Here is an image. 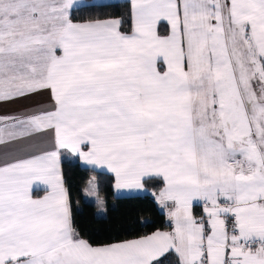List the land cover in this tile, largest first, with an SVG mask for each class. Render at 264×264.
<instances>
[{
    "label": "snow or ice",
    "instance_id": "1",
    "mask_svg": "<svg viewBox=\"0 0 264 264\" xmlns=\"http://www.w3.org/2000/svg\"><path fill=\"white\" fill-rule=\"evenodd\" d=\"M8 144L0 264H264V0H0ZM66 163L159 182L164 230L85 238Z\"/></svg>",
    "mask_w": 264,
    "mask_h": 264
},
{
    "label": "trees",
    "instance_id": "2",
    "mask_svg": "<svg viewBox=\"0 0 264 264\" xmlns=\"http://www.w3.org/2000/svg\"><path fill=\"white\" fill-rule=\"evenodd\" d=\"M64 171L72 191L76 223L85 238L93 243L110 239H132L157 229L164 230L166 216L160 211L151 194L115 197L110 175L81 167L79 164L69 167L66 163ZM90 177L96 179L99 195L106 201V215L103 217L96 216V206L85 202L78 194V189L84 187ZM159 186V182L155 180H145L148 192L158 191ZM77 201H80L79 205Z\"/></svg>",
    "mask_w": 264,
    "mask_h": 264
},
{
    "label": "crops",
    "instance_id": "3",
    "mask_svg": "<svg viewBox=\"0 0 264 264\" xmlns=\"http://www.w3.org/2000/svg\"><path fill=\"white\" fill-rule=\"evenodd\" d=\"M21 147V145H17V144H8V145H0V153H4V152H14V151H17L19 148ZM81 167H84V168H88V167H86V166H82V165H80ZM89 169V168H88ZM94 171H96V172H100L99 170H94ZM100 173H102V172H100ZM146 179H148V178H146ZM145 179V180H146ZM88 181H93L94 183H96V179L94 178V177H90L89 179H88ZM87 181V182H88ZM87 184V183H86ZM97 184V183H96ZM151 194L152 195V193L151 192H144L143 190H141V191H138V192H136V193H129V192H127V191H121V192H119V193H117V192H115L114 190H113V195L115 196V197H126V196H134V195H144V194ZM153 197V196H152ZM154 198V197H153ZM84 199V198H83ZM95 199H96V197H95V195H93V196H89V197H87V199H84V201L85 202H87V203H91V204H93V205H95L96 206V204L94 203V201H95ZM154 200H155V198H154ZM156 202V201H155ZM157 204V203H156ZM157 206H158V204H157ZM158 208L160 209V211L161 212H163L164 214H165V210L164 209H162V208H160L159 206H158ZM199 211V210H198ZM96 214L98 215V209H97V206H96ZM98 217H102V216H98Z\"/></svg>",
    "mask_w": 264,
    "mask_h": 264
},
{
    "label": "rangeland",
    "instance_id": "4",
    "mask_svg": "<svg viewBox=\"0 0 264 264\" xmlns=\"http://www.w3.org/2000/svg\"><path fill=\"white\" fill-rule=\"evenodd\" d=\"M104 215H105V214H98V215L96 214V216H102V217H103Z\"/></svg>",
    "mask_w": 264,
    "mask_h": 264
}]
</instances>
